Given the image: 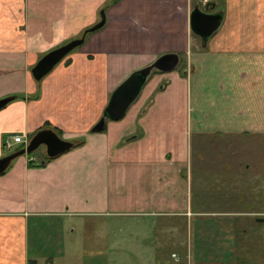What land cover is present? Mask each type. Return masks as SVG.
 Masks as SVG:
<instances>
[{"label": "crops", "instance_id": "1", "mask_svg": "<svg viewBox=\"0 0 264 264\" xmlns=\"http://www.w3.org/2000/svg\"><path fill=\"white\" fill-rule=\"evenodd\" d=\"M110 1L0 0V100L13 97L0 107V158L4 137L29 140L44 123L75 144L45 163L20 155L0 173V264H74L98 226L86 245L103 251L134 225L149 250L142 264L189 235L196 264H264V0H214L224 18L206 48L190 30L193 0H119L37 82L40 56L98 22ZM167 52L182 66L152 73L123 118L91 132L114 88Z\"/></svg>", "mask_w": 264, "mask_h": 264}, {"label": "water", "instance_id": "2", "mask_svg": "<svg viewBox=\"0 0 264 264\" xmlns=\"http://www.w3.org/2000/svg\"><path fill=\"white\" fill-rule=\"evenodd\" d=\"M215 6L216 1L209 0L204 4L203 8L199 5H193L190 10V30L192 34L199 37L201 48H206L209 39L222 25L224 18L222 10L208 11L213 10ZM105 22L106 17L104 16V12L101 11L98 22L86 28L80 37L71 39L46 52L32 67L31 73L33 78L36 81H40L67 54L84 43L87 33L99 30L104 26ZM178 63V53L167 52L159 55L151 63L132 71L111 92L100 118L90 128V131L100 132L104 129L107 120L117 121L123 118L128 108L138 98L143 86L153 71L169 72L174 70ZM12 99V96L2 98L0 100V107ZM41 145L45 147L46 156L54 158L71 149L74 144L69 140L61 138L50 128L40 129L30 137L25 147L10 152L0 158V173L7 169L13 159L20 155L34 152Z\"/></svg>", "mask_w": 264, "mask_h": 264}, {"label": "rangeland", "instance_id": "3", "mask_svg": "<svg viewBox=\"0 0 264 264\" xmlns=\"http://www.w3.org/2000/svg\"><path fill=\"white\" fill-rule=\"evenodd\" d=\"M207 1H209V0H207ZM193 4L199 5L201 8H203V6H204L202 4V0H193ZM82 33L78 37H80L82 35ZM194 38H195V40H197V42L199 41V37L195 36ZM44 54H42V56ZM181 66H182V59H180L176 68H179ZM154 72L155 71H153V73ZM193 139H195V137ZM192 146L194 148L193 153L196 154V152H195L196 146H195L194 140H193ZM202 147H204V146H202ZM257 147H262L260 144V141H258ZM243 148H244V146L241 147V149H243ZM212 151H214V152L217 151L215 146H213ZM258 152H260V151L258 150ZM32 154H35L37 156L43 155V154L46 155L45 154V147L43 145H41ZM41 160H42V158L38 157L35 161L41 162ZM193 179L195 180V173L193 175ZM258 182H259L258 186L262 184V183H260V181H258ZM195 188H196V186L194 184V192H195ZM263 190H264V185H263L262 189H260L259 193H257L258 204H260L261 201H264V192H261ZM193 197L195 199V193H194ZM209 208H216V207L210 205ZM98 227H99V229L93 230V234L91 233L88 237H84V239L85 238H88V239H85V240L82 239L81 240L82 241V242H80V247L82 249L80 251L81 255L79 257L78 256L76 257L74 264H142L143 258L145 255H147V252L149 250L142 248L141 245L138 244V242H137V234L141 233L140 230L139 231L137 230V225L133 226V230L129 229V231L124 232L122 234V235H124V237L128 235L127 240H126V237H125V240H121V237H119V232H117L116 235H114V236H112L110 234V237L108 238L107 242L102 244V245H104L103 251L100 250V248L98 247L99 244H98V242H96L97 240H99L98 237L101 236V233L103 232L101 229V228H103V226H98ZM109 227H111V225H109ZM250 227L252 228L253 226H250ZM262 227H264V224L262 225ZM116 228H119V226H116L115 229ZM194 230H195V226H194ZM189 231H190V226H189ZM238 232H240V231H238ZM260 232H261L260 237H258V239H256L257 246L264 249V229L260 230ZM193 237L194 238H193L192 246H191V236L190 235H189V237L188 236L184 237L185 244H184L183 248H181L180 246L173 245V243H171V247L174 249H172L169 245H167V246L164 245L162 248V251L160 252V254H158V255H160V257H157L155 259L154 263L156 264V261H158V264H187V263H185L186 260L183 258L182 253L183 252L185 253L187 250L190 251V249H191L193 251L192 256H191L192 257L191 264H196L195 263V261H196L195 255L197 252L196 247H197V249H199V246H198L197 242L195 241V235ZM89 239H95L96 241L90 242V244L86 245V242H89V241H87ZM238 240H240V239H238ZM242 240H244L243 242L247 246L254 239L253 238L250 239V236H246L245 238H242ZM164 242L165 241H161V244H163ZM179 244H181V243H179ZM88 245H89V247H87ZM247 247H249V245ZM181 249L184 251H182ZM173 252H174V255L171 254ZM104 253L105 254L107 253V255H105Z\"/></svg>", "mask_w": 264, "mask_h": 264}, {"label": "built area", "instance_id": "4", "mask_svg": "<svg viewBox=\"0 0 264 264\" xmlns=\"http://www.w3.org/2000/svg\"><path fill=\"white\" fill-rule=\"evenodd\" d=\"M207 0H202V4L204 5ZM16 144H23L25 147L28 144V139L23 134H15L12 136H6L2 140V146L4 149L8 150L9 152L16 150ZM30 161H35L34 157L29 158Z\"/></svg>", "mask_w": 264, "mask_h": 264}, {"label": "trees", "instance_id": "5", "mask_svg": "<svg viewBox=\"0 0 264 264\" xmlns=\"http://www.w3.org/2000/svg\"><path fill=\"white\" fill-rule=\"evenodd\" d=\"M119 0H111L109 3H107V4H105V6H103V8H102V10L101 11H103L104 12V16H105V10L107 9V7H109L111 4H113V3H116V2H118ZM91 33H93V32H89V33H87L86 34V36L85 37H87L89 34H91ZM155 72H157V71H155ZM37 82H39V81H37ZM37 95L38 94H35L34 95V97H37ZM15 98L16 97H19V96H14ZM43 128H50V129H52L53 131H55L58 135L60 134V131L57 129V128H53V127H51L50 125H49V123H44L38 130H40V129H43ZM60 136V135H59ZM74 144V143H73ZM75 145V144H74ZM73 145V146H74ZM77 145V144H76ZM32 153L33 152H31V153H29L28 155H32ZM52 158H50V157H47L46 155L44 156V159L40 162V163H45L46 161H49V160H51Z\"/></svg>", "mask_w": 264, "mask_h": 264}, {"label": "flooded vegetation", "instance_id": "6", "mask_svg": "<svg viewBox=\"0 0 264 264\" xmlns=\"http://www.w3.org/2000/svg\"><path fill=\"white\" fill-rule=\"evenodd\" d=\"M208 11H212L213 12L214 10H208Z\"/></svg>", "mask_w": 264, "mask_h": 264}]
</instances>
